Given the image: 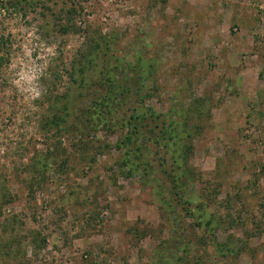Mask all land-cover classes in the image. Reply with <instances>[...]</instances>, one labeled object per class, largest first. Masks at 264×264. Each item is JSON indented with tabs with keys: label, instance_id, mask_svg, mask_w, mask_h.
<instances>
[{
	"label": "rangeland",
	"instance_id": "rangeland-1",
	"mask_svg": "<svg viewBox=\"0 0 264 264\" xmlns=\"http://www.w3.org/2000/svg\"><path fill=\"white\" fill-rule=\"evenodd\" d=\"M0 39V264H264V0H0ZM119 59L150 98L93 119Z\"/></svg>",
	"mask_w": 264,
	"mask_h": 264
},
{
	"label": "trees",
	"instance_id": "trees-1",
	"mask_svg": "<svg viewBox=\"0 0 264 264\" xmlns=\"http://www.w3.org/2000/svg\"><path fill=\"white\" fill-rule=\"evenodd\" d=\"M2 46H4V42L3 39H0V49L2 48ZM97 50V49H96ZM123 62H126L125 60H118L119 66L118 65H112V67L109 66L106 67L104 69V82H103V88L104 86L106 88L105 89V95L100 98V97H94V102H93V110L90 111H82L84 114H90V116L95 119L97 118L98 120H112L115 118V116L118 115V113H120L119 109L122 106V102H124L126 100V102H130L132 99L133 94L136 95V97H138L139 99H141L140 104L142 105L143 101L145 98H150V96L148 94L144 95L143 89H141L140 86H136V85H132L131 81L132 79H130L129 77V73L132 71H134L135 76L138 77V82L137 85H141L143 84V82H145V80L149 81L150 78V74H148L147 76H145L146 74V70L147 69H152L150 66H147L143 63V61H138L135 65V67L130 68V66L128 65V67L131 69L128 73H125L124 71H128V70H122L123 67ZM91 64H94L92 60H87L86 63H84V67L82 68V76H81V82L83 84H85V82H87L86 77H85V73L88 71L89 67ZM119 70V71H118ZM120 72L119 73V77H116L118 80H116V78H114L115 72ZM76 73V71L74 72V74ZM143 99V101H142ZM142 112H144L142 109H139L137 112H135V114L131 115L129 118H124V120H120L118 121L116 124H118L116 126V128H122L123 130H127L128 135L127 137H125V140L122 141L121 146L125 147V149L128 147L129 151H126L125 154L128 157L127 161L125 162L126 164L130 163V152H132L133 149L130 148V146L133 145V138L136 137V139L138 138V136L140 135V126L139 125H135L134 122L135 121H140L142 122L145 118V115ZM152 113V111H150ZM70 115L68 113H65V119L63 117H59V116H55V118L53 119L55 122L57 121L58 123H65L68 121V117ZM83 117H85V115H83ZM150 117H153V114L150 115ZM109 121V122H110ZM161 134L158 135L156 137V142L158 144H161L162 142L168 140H172L175 141L176 144H180L181 141L184 140V136L186 134L190 135V133L188 131H185V135L179 134L177 133V124L176 123H170L168 125L167 128H163L160 130ZM182 135V137H181ZM143 141L144 138L142 137ZM139 139H137L136 141L138 142ZM142 145L145 143H141ZM166 147H169L168 144H165ZM120 148V147H118ZM138 150L141 151V149ZM190 152V148H187L185 150H183L182 154H179V158L178 159H183V162L186 164L188 162V154ZM175 155H178L177 152L175 151ZM180 169H183V167L181 166ZM138 170V167L136 166L134 172H136ZM193 173L191 172H187V174H183V177L181 179V177H170L174 182L175 185L174 186V190L176 193V198L183 203L182 200V196H185V191L182 190V187H187L189 183H193L195 182V180L192 178L190 181L189 179L192 177ZM180 182H182L183 184H179ZM189 197V196H188ZM191 197V196H190ZM187 198L186 202H184L183 204H186V206H190L189 204V200L191 198ZM189 210V209H187ZM199 218H202V216H198ZM221 246V245H219ZM226 245L221 246V251L224 250Z\"/></svg>",
	"mask_w": 264,
	"mask_h": 264
}]
</instances>
